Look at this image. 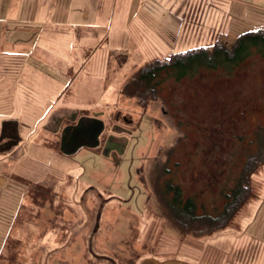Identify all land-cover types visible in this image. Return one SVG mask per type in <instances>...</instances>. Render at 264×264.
I'll use <instances>...</instances> for the list:
<instances>
[{"label": "rangeland", "instance_id": "1", "mask_svg": "<svg viewBox=\"0 0 264 264\" xmlns=\"http://www.w3.org/2000/svg\"><path fill=\"white\" fill-rule=\"evenodd\" d=\"M46 1L0 0V120H18L23 138L0 170L8 177L15 164L31 181L0 189V264H264V166L250 178L253 196L210 236L182 234L154 191V159L174 148L173 182L199 213H220L246 160L264 154V56L254 51L229 74L170 79L144 109L121 93L154 60L264 30V0H83L75 27L62 16L68 0L55 1L60 14ZM38 33L40 60L29 59L22 50ZM67 106L98 115L102 138L116 114L130 121L118 123L129 139L119 162L100 147L48 151L41 126Z\"/></svg>", "mask_w": 264, "mask_h": 264}, {"label": "trees", "instance_id": "2", "mask_svg": "<svg viewBox=\"0 0 264 264\" xmlns=\"http://www.w3.org/2000/svg\"><path fill=\"white\" fill-rule=\"evenodd\" d=\"M254 51L264 56L262 29L240 34L231 45L217 40L211 46H202L171 54L163 60H154L139 69L124 85L121 93L126 98L134 99L144 109L150 102L159 99L168 80L180 81L193 77L200 71L224 70L226 74L233 73ZM173 152L174 148L167 150L165 160H162L164 155L160 150L154 159L157 163L156 169L159 170L155 174L157 184L154 191L161 199L169 220L182 234L197 238L210 236L227 228L236 213L253 196L250 178L259 167L264 166V154H255L256 157L246 160L238 183L224 195L222 210L216 215H210L199 213L196 201L192 197L185 198L182 188L173 182L172 171L169 169ZM169 176L170 178H166Z\"/></svg>", "mask_w": 264, "mask_h": 264}, {"label": "flooded vegetation", "instance_id": "3", "mask_svg": "<svg viewBox=\"0 0 264 264\" xmlns=\"http://www.w3.org/2000/svg\"><path fill=\"white\" fill-rule=\"evenodd\" d=\"M8 121H16L17 130L15 125L12 123L4 125L3 128L0 125V165L6 164L9 160H14L13 149L17 148L23 140V138L21 137L19 121L10 118L1 119L0 124ZM99 121L102 120L99 119L98 115H79L76 110L65 112L59 109L53 112H49L46 115L44 123L41 126V130L52 137V139L45 142L47 144L46 146L49 148L48 151L52 154L57 153L64 157H70L75 155L76 151L80 150L81 148L90 149L94 146L97 148L100 147V152L102 153L104 147H106V152L108 153L107 158L111 159L114 162H119L127 151L129 139L126 130L119 126L118 123L122 121L129 124L130 121L126 117L123 118L122 115L116 114L114 117V121L116 122V124L112 126L110 132H108L105 138H102L105 132L104 127L103 131L96 139V131L100 127ZM41 165L43 166L44 164L41 163ZM16 166L17 165L15 164L13 165V168L10 171L8 177L6 173L4 174V172L0 170V183L2 184L0 186V189L8 188V190H10V193H15L22 187H24L26 190V188L28 187L26 181L28 179L18 175V172L21 171H18L16 169ZM13 178L15 179V181L12 180V184H8L7 180ZM19 178L21 179L20 182ZM28 182L31 181L28 180ZM20 200L21 198L16 201L18 207L21 206Z\"/></svg>", "mask_w": 264, "mask_h": 264}, {"label": "crops", "instance_id": "4", "mask_svg": "<svg viewBox=\"0 0 264 264\" xmlns=\"http://www.w3.org/2000/svg\"><path fill=\"white\" fill-rule=\"evenodd\" d=\"M55 1L56 0H47L46 1V4L45 5L48 8V12L47 13H50V12L55 13L56 12V14H58V13L60 14L64 10V8L62 9L59 6L58 3L57 4H54ZM82 2H83V0H68V5L66 6V9H67L66 12L67 13L66 12H63L62 16H64V17L67 18L68 23H69L70 26H74V27L76 26V22H75V20H76V8H78V10H80L81 7H80V4L79 3H82ZM99 2H102V1L99 0ZM104 9L105 8H103L102 10H104ZM31 36H32V34H31ZM40 40H42V38H41V36H39V33L37 35H35L31 40L30 39L26 40L27 45H28V42L31 41V44L29 45V47H32V48L34 47V48L32 50L31 49L30 50L29 49L28 50H22L23 53H25L24 54L25 57L26 56L27 57L29 56V59L30 58L32 59L33 56H35L37 60L38 59L40 60V57L38 55V50H37V48H39L38 45L41 44L40 43ZM10 54L13 55L14 57L19 56V54L17 52H10ZM73 74L71 75L72 77H70V81L72 83H74L75 80H76V75L75 74L73 75ZM60 110L65 111V112H70V111H75L76 108L71 107V106H67V107L62 108ZM77 111L78 110H76V112Z\"/></svg>", "mask_w": 264, "mask_h": 264}, {"label": "water", "instance_id": "5", "mask_svg": "<svg viewBox=\"0 0 264 264\" xmlns=\"http://www.w3.org/2000/svg\"><path fill=\"white\" fill-rule=\"evenodd\" d=\"M97 116V115H95ZM95 118V117H94ZM95 120V119H94ZM100 122V127L97 129L96 131V139L97 137L101 134V132L103 131L104 129V124L102 121H99ZM14 124L15 127H16V130H17V122L16 121H8V122H3L1 123V127L3 128L4 125L6 124ZM97 146V145H96ZM95 147V146H94ZM107 148L104 147L103 151H102V155L105 156V157H108V153L106 152ZM101 209L102 207L99 208L98 212H97V215H96V219H95V228H94V231L97 230V228L99 227V222H100V218H101ZM141 264H189L187 262H183V261H178V260H169V261H164V262H157L153 259H145L144 261L141 262Z\"/></svg>", "mask_w": 264, "mask_h": 264}]
</instances>
